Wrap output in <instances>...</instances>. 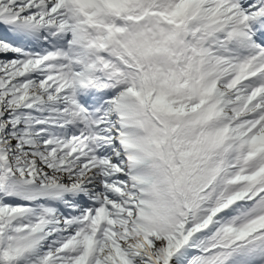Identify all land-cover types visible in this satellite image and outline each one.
<instances>
[{"label": "snow or ice", "instance_id": "1", "mask_svg": "<svg viewBox=\"0 0 264 264\" xmlns=\"http://www.w3.org/2000/svg\"><path fill=\"white\" fill-rule=\"evenodd\" d=\"M0 264H264V0H0Z\"/></svg>", "mask_w": 264, "mask_h": 264}]
</instances>
